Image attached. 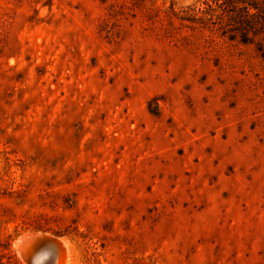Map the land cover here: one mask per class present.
<instances>
[{
    "label": "rangeland",
    "instance_id": "rangeland-1",
    "mask_svg": "<svg viewBox=\"0 0 264 264\" xmlns=\"http://www.w3.org/2000/svg\"><path fill=\"white\" fill-rule=\"evenodd\" d=\"M235 1L0 0L19 264L27 233L67 264H264V0Z\"/></svg>",
    "mask_w": 264,
    "mask_h": 264
},
{
    "label": "water",
    "instance_id": "water-1",
    "mask_svg": "<svg viewBox=\"0 0 264 264\" xmlns=\"http://www.w3.org/2000/svg\"><path fill=\"white\" fill-rule=\"evenodd\" d=\"M25 264H60L62 243L43 233H27L16 243Z\"/></svg>",
    "mask_w": 264,
    "mask_h": 264
},
{
    "label": "trees",
    "instance_id": "trees-1",
    "mask_svg": "<svg viewBox=\"0 0 264 264\" xmlns=\"http://www.w3.org/2000/svg\"><path fill=\"white\" fill-rule=\"evenodd\" d=\"M259 1V0H258ZM258 1L257 0H240L234 2V9L237 7L240 10H244L246 16H251L249 13L250 8H258ZM3 246V248L6 250V255L3 254L0 256V264H19V261L15 257L14 254H12V251L9 249V244H0V247ZM1 251V250H0Z\"/></svg>",
    "mask_w": 264,
    "mask_h": 264
},
{
    "label": "bare ground",
    "instance_id": "bare-ground-1",
    "mask_svg": "<svg viewBox=\"0 0 264 264\" xmlns=\"http://www.w3.org/2000/svg\"><path fill=\"white\" fill-rule=\"evenodd\" d=\"M53 238L57 239L59 242L62 243V249L60 253V264H67L68 252H67V249L65 248V243L61 241L59 238H56V237H53Z\"/></svg>",
    "mask_w": 264,
    "mask_h": 264
}]
</instances>
